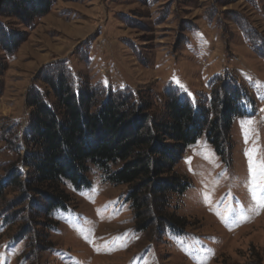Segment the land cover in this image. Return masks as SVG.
Here are the masks:
<instances>
[{
  "label": "rangeland",
  "instance_id": "obj_1",
  "mask_svg": "<svg viewBox=\"0 0 264 264\" xmlns=\"http://www.w3.org/2000/svg\"><path fill=\"white\" fill-rule=\"evenodd\" d=\"M1 26L23 38L13 53L0 45L1 179L4 164L18 159L10 148L22 141L28 89H49L38 77L61 68L96 88L138 92L155 111L173 89L210 103L221 80L246 94L227 157L203 135L176 166L192 182L173 200L185 231L138 230L128 186L91 166V185L67 187L71 206L53 213L51 228L14 207L17 187L5 188L0 264H264V173L253 172V162L264 164V0H52L32 25L0 15ZM5 210L18 215L14 223ZM26 219L31 232L16 238Z\"/></svg>",
  "mask_w": 264,
  "mask_h": 264
},
{
  "label": "trees",
  "instance_id": "obj_2",
  "mask_svg": "<svg viewBox=\"0 0 264 264\" xmlns=\"http://www.w3.org/2000/svg\"><path fill=\"white\" fill-rule=\"evenodd\" d=\"M51 6L52 0H7L0 15L15 16L30 26ZM19 33L1 26L0 45L8 53L23 40ZM70 76L61 68L57 74L38 77L49 89L33 85L28 89L26 103L31 110L22 141L11 143L18 159L4 164L0 199L7 186L17 187L14 207L21 205L54 227L53 213L71 206L67 187L88 188L89 171L95 166L107 181L128 186L127 201L138 230L156 224L159 233L167 226L185 231L173 200L183 196L192 182L176 166L203 135L219 155L227 157L233 118L242 113L239 100L246 94L242 86L221 80L210 103L193 101L173 89L165 109L155 111L153 104L131 89L96 88ZM3 215L9 223L18 217L15 213L6 218V210ZM32 220L23 222L16 238L31 232Z\"/></svg>",
  "mask_w": 264,
  "mask_h": 264
},
{
  "label": "snow or ice",
  "instance_id": "obj_3",
  "mask_svg": "<svg viewBox=\"0 0 264 264\" xmlns=\"http://www.w3.org/2000/svg\"><path fill=\"white\" fill-rule=\"evenodd\" d=\"M253 172H254V177L257 175L258 172L264 173V164H262L260 169L257 170L255 162H253Z\"/></svg>",
  "mask_w": 264,
  "mask_h": 264
}]
</instances>
